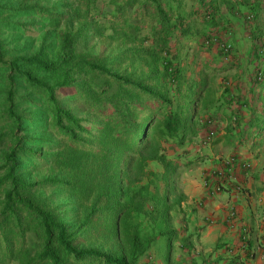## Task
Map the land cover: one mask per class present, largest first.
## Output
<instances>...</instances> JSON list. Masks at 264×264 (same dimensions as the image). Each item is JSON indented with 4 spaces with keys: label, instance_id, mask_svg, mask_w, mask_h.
Segmentation results:
<instances>
[{
    "label": "trees",
    "instance_id": "trees-1",
    "mask_svg": "<svg viewBox=\"0 0 264 264\" xmlns=\"http://www.w3.org/2000/svg\"><path fill=\"white\" fill-rule=\"evenodd\" d=\"M37 3L0 0V17L56 14L53 23L63 22L51 44L43 38L34 53L0 64L6 70L0 121L8 129L0 131V142H9L0 152L4 254L17 264H140L157 239L173 232L183 197L176 178L186 164L171 153L194 133L195 108L207 112L211 99L208 67L185 73L180 40H198L197 52L216 45L223 60L220 24L241 19L261 31L264 0H109L112 20L139 42L129 53L133 62L142 59L143 73L111 68L106 56L91 52L90 29L104 27L93 23L95 15L87 18L102 12L98 0H76L62 11ZM22 87L27 91L18 95ZM66 89L85 116L58 96ZM252 113L264 139V100ZM36 175L54 187L58 206L35 193ZM62 206L67 212H58ZM92 229L98 244L90 240ZM144 264H153L151 256Z\"/></svg>",
    "mask_w": 264,
    "mask_h": 264
},
{
    "label": "crops",
    "instance_id": "crops-1",
    "mask_svg": "<svg viewBox=\"0 0 264 264\" xmlns=\"http://www.w3.org/2000/svg\"><path fill=\"white\" fill-rule=\"evenodd\" d=\"M215 47L196 49L187 56L180 52V66L189 68L187 74L208 67L205 72L210 74L219 65H214L220 59ZM236 55L232 54L240 63L234 70L236 77L257 63L254 51ZM246 84L243 105L235 102L231 120L223 106L214 109L218 117L211 125L213 143L203 142L202 150L182 167L187 169L181 174L183 197L173 213V232L151 245L153 264H264V139L256 134V114L252 113L264 97L258 86ZM229 158L235 160L230 170L225 166ZM243 163L249 167H242ZM231 211L236 214L234 219L229 216Z\"/></svg>",
    "mask_w": 264,
    "mask_h": 264
},
{
    "label": "rangeland",
    "instance_id": "rangeland-1",
    "mask_svg": "<svg viewBox=\"0 0 264 264\" xmlns=\"http://www.w3.org/2000/svg\"><path fill=\"white\" fill-rule=\"evenodd\" d=\"M35 1L38 2L37 4L39 6L45 8H59V10L61 11L69 8V6H72L74 2H76V0ZM98 4L99 7L103 9L102 12L99 14L92 13L87 18L91 19V16L95 15L96 17L93 20V23L98 22V25H103L104 27H95L90 29L92 35H90L87 45L90 48L91 52L93 54L101 53L106 56L111 68L127 70L128 72L135 70L137 73H143V70H145L146 68L144 67V63L142 64L141 62L142 59H138L137 61L135 59V61L133 62V55L129 53V48H137L140 46L139 42L136 41L135 38H132L126 34V27H122L119 25V23L121 22L112 20V16L109 10L112 9L113 6L109 4V0H98ZM221 11L223 13L225 12L224 6L221 7ZM42 16H33L27 13H20L9 14L4 18L0 17V58L2 59V62L0 60V64H4L5 61L9 60L11 58V55L18 56L34 53L42 43L43 38H45L47 43L49 41L52 42L50 37L51 35H53V37L56 36L57 39L58 34H60L62 30L63 22L58 24L53 23V18H55V16H58L56 14H53L52 17ZM257 19L259 21L262 20L261 31H259V29H257L256 27H252V29L246 27L241 19L235 20L230 18L229 21H225L220 24L218 30L219 38L223 43L231 44V59L229 58L227 61L222 60L221 55V58L217 60V63L219 64L218 69L206 76V80L208 81L207 85L211 90L209 97H211L212 100L210 99L208 102L209 107L207 112H202L200 107L195 108V119L192 125V129L190 130L194 132L193 136H187L184 139L185 143L182 147L178 148L172 153L170 152L171 154H173L171 157H175V159L177 158L179 164L184 163L186 165H189V163L186 162L187 160H189V158H192V154H196L202 150L203 141L201 140L204 139L207 133V125H205L204 121L207 118H210L213 124L214 121L217 120L216 118L218 116L214 114L215 110L213 109L215 106L217 108V102L222 100L221 105H218V107L220 108L223 106V110L225 108L224 114H226L227 118L231 120V117L233 115V106L236 105L235 102L241 103L243 105L241 100H243V98L245 97V90H247L244 89V84L246 82L247 84H255L256 86H258L257 90L264 91V87H262L264 83V10L261 12L259 18ZM7 22H9V24H4ZM142 33L145 34V31L143 30ZM197 41L198 40L195 39L190 40L189 38H182L179 43L180 52H182V54L185 56H187L188 54L190 55L193 50L197 49ZM200 41H202V39ZM55 50L56 48L50 49V51L52 52ZM253 51L256 54V57L254 56V60L257 63H255L254 66L251 67V69L248 70L245 75L243 74L242 76L236 77L237 74L234 70H238V68L240 67V63L238 59L234 57L232 58V54L235 52V56H237L236 54L237 52H239L243 54L248 53L249 55H251ZM260 72L262 79L258 81L256 80V75ZM5 74L6 70L2 65H0V108L3 103L2 99L5 96L2 91V87L4 86ZM142 77L144 78L145 76ZM248 77H250V79L247 81ZM146 81L151 84L159 82L157 78H147ZM19 83H21L22 85L24 84L21 81H19ZM26 91L27 89H24L22 87L17 94L21 95ZM69 91V89H66L65 91L58 92V96L63 100L64 104L67 107L72 108L74 112L83 114V116H85L84 106L82 105V103H80L76 95ZM4 127L5 123L0 121V131H2V133H8V129ZM214 138L215 137H213L212 141L207 143L206 145L212 144ZM8 146V141L6 143L0 142V152L2 149ZM194 149H196V152L193 151ZM3 163L4 162L0 158V173L3 172V169L1 167ZM151 168L153 170H156L157 172L162 171L161 166L159 165H151ZM185 169L187 168L185 167L184 169H178L179 175L177 176V178V173L174 176V178L177 179L176 184L179 191H181V185L183 184L181 182V174ZM33 178L32 180L36 182V185L34 187L35 193L38 196H43L45 198L48 197L51 206H58L61 201L56 196V194L52 193L55 192L54 187H49V185L51 184L41 182L40 176L36 175V177ZM184 186L185 184L183 185V187ZM1 198L2 196L0 197V199ZM63 208L64 206H62V208L59 207V209H57L58 212H67V209ZM174 219L175 217L173 216V221ZM88 234L90 240L95 242V244L101 242V239L96 237V232L93 229L90 230ZM87 242V240H84V244H86ZM148 258L149 256L141 259L139 261L140 264H144V262ZM144 259L145 261H143ZM151 260L153 261L152 257ZM0 264H17V261L12 260L11 257H8L7 254H4V243H1V238Z\"/></svg>",
    "mask_w": 264,
    "mask_h": 264
},
{
    "label": "built area",
    "instance_id": "built-area-1",
    "mask_svg": "<svg viewBox=\"0 0 264 264\" xmlns=\"http://www.w3.org/2000/svg\"><path fill=\"white\" fill-rule=\"evenodd\" d=\"M222 51H223V60L227 61L229 58H230V55H231V50H232V46L231 44H226V45H222ZM256 79L257 80H260L261 79V73H258L256 75ZM207 123H209L208 125V129H207V133L203 139V142L204 143H209L212 141L213 137H214V130L212 128V123L211 121H207ZM235 160L234 158H229L228 160L225 161V166L228 167V170H230L231 166L234 164ZM242 167L244 168H248L249 167V164L248 163H243L242 164ZM229 216L234 219L236 217V214L234 211H231ZM243 230H246V229H243ZM261 257L264 258V252H262L261 254Z\"/></svg>",
    "mask_w": 264,
    "mask_h": 264
}]
</instances>
